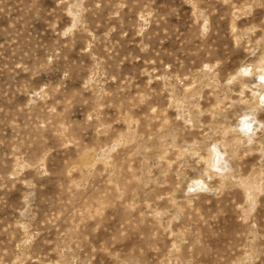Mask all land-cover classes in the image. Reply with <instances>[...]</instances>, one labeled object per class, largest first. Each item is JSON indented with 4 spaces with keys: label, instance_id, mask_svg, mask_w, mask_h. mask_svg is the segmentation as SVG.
<instances>
[{
    "label": "rangeland",
    "instance_id": "obj_1",
    "mask_svg": "<svg viewBox=\"0 0 264 264\" xmlns=\"http://www.w3.org/2000/svg\"><path fill=\"white\" fill-rule=\"evenodd\" d=\"M0 264H264V0H0Z\"/></svg>",
    "mask_w": 264,
    "mask_h": 264
},
{
    "label": "bare ground",
    "instance_id": "obj_2",
    "mask_svg": "<svg viewBox=\"0 0 264 264\" xmlns=\"http://www.w3.org/2000/svg\"><path fill=\"white\" fill-rule=\"evenodd\" d=\"M247 125H248V124H247ZM244 126H245V125H244ZM216 154H217V152H216ZM220 158H221V155L219 154V156H218V158H217V160H218V161H217L218 164H220V163L222 162ZM217 166H218V165H217ZM219 167H221V166H219Z\"/></svg>",
    "mask_w": 264,
    "mask_h": 264
}]
</instances>
